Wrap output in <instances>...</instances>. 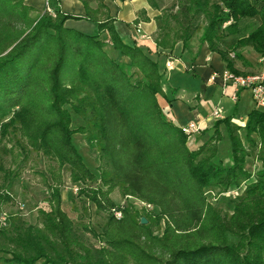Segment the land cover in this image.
Listing matches in <instances>:
<instances>
[{"label": "trees", "instance_id": "obj_1", "mask_svg": "<svg viewBox=\"0 0 264 264\" xmlns=\"http://www.w3.org/2000/svg\"><path fill=\"white\" fill-rule=\"evenodd\" d=\"M81 1L97 34L68 28V18L77 17L58 8L52 15L26 0H0V146L18 123L30 145L67 165L72 182L84 185L79 193L107 214L101 244L91 246L78 233L56 184L36 225L6 212L0 257L8 264H264V108H253L244 126L217 121L214 133L192 150L190 136L159 103L158 63L140 45L123 41L104 0L95 8L94 0ZM156 24L162 50L179 42L188 47L202 31L201 41L236 74L243 73L234 70L232 51L250 46L264 56V0H177ZM109 44L129 62L111 56ZM73 113L85 120L78 131L98 148V174L74 144ZM221 125L229 165L219 158ZM250 156L261 163L255 173L246 168ZM234 189L240 193L231 213L209 198L210 190ZM116 190L153 210L116 203ZM10 199L0 192V205Z\"/></svg>", "mask_w": 264, "mask_h": 264}, {"label": "crops", "instance_id": "obj_2", "mask_svg": "<svg viewBox=\"0 0 264 264\" xmlns=\"http://www.w3.org/2000/svg\"><path fill=\"white\" fill-rule=\"evenodd\" d=\"M49 2L52 10L58 8L64 14L77 17L68 18L65 23L68 28L87 34L98 33V25L86 18L81 0ZM26 3L41 12L46 11L45 0H26ZM104 3L123 41L140 45L158 63L163 83V92L158 95V100L167 117L179 127L190 122H201L203 129L199 134L191 135L188 140L192 150L198 149L214 133L215 123L219 120L229 118L234 123L244 125L247 117L241 118V109L249 105L247 101L253 96L249 89L236 90L233 85L224 84L219 77L213 80L210 78L214 71L223 72L228 69L220 53L210 50L208 43L202 42L199 36H195L188 47L179 42L172 51L159 48L154 37L157 35L156 17L161 7L151 6L149 0H104ZM97 5L96 0L91 2L92 7ZM106 49L114 58L129 62L111 44ZM230 56L236 72L245 74L264 69V56L250 46L232 51ZM217 108L221 110L220 119L212 117ZM253 108L258 106L253 105ZM223 129L221 125V132Z\"/></svg>", "mask_w": 264, "mask_h": 264}, {"label": "rangeland", "instance_id": "obj_3", "mask_svg": "<svg viewBox=\"0 0 264 264\" xmlns=\"http://www.w3.org/2000/svg\"><path fill=\"white\" fill-rule=\"evenodd\" d=\"M156 1L157 5L161 7L160 13L165 10L173 9L177 3V0ZM201 35L202 31L196 36L201 37ZM247 102L249 105L241 109V118L248 116L253 105L258 106V108L260 107L253 98H250ZM7 120L8 119L4 120L3 123ZM84 124L85 120L80 115L73 113L71 128L73 129L72 138L74 144L82 155L85 163L92 171L98 174L101 164L98 148L96 145L89 142L86 134L78 131V127ZM223 128V140L220 144L219 158L225 165H229L231 163L230 143L224 125ZM243 131L244 130L240 131L242 135L244 133ZM7 132L8 134L0 146V155L2 157L0 163V192H8L11 199L0 205V215L2 212H17L21 214L28 223L36 225L39 223L40 210L49 209V199L51 197L50 187L57 184L62 195L63 209L73 219L78 233L91 246H99L102 240L99 235H101L103 226L106 222L107 214L98 212L95 208V204L86 196L80 194L79 191L75 193V187L80 189L84 185L72 182L67 165L60 167L55 160L44 154L38 144L35 146L30 145L29 142L22 137L20 125H18V123L10 126ZM246 160V168L249 171L255 173L261 168L260 161L257 158L255 159L254 156H250ZM52 171L60 175V179H55ZM237 194L238 193H236V196ZM236 196H233V194H224L218 190H213V194H209L210 200L214 201V204L220 207L224 213H231L233 211L234 198ZM111 197L116 203L125 206L131 205L134 210H138L139 212L143 208L138 201L131 198H123L120 193H118V190H116ZM8 256L4 255V257ZM0 264H8V262L0 257ZM34 264H44V260H37Z\"/></svg>", "mask_w": 264, "mask_h": 264}, {"label": "built area", "instance_id": "obj_4", "mask_svg": "<svg viewBox=\"0 0 264 264\" xmlns=\"http://www.w3.org/2000/svg\"><path fill=\"white\" fill-rule=\"evenodd\" d=\"M46 1V11H48L50 14L54 15L55 11L52 10L49 7V1ZM168 66H170V62L168 63ZM217 77L221 78L224 84H231L233 85L236 90L240 89H249L252 93V96L254 100L257 102L261 108H264V69L260 72H253V73H245V74H236L234 72L229 71L228 69L223 72L214 71L212 76L210 77L212 80L216 79ZM212 117L215 119L221 118V110L219 108L215 109L212 113ZM184 134H187L188 136L193 135L194 133H198L203 129L201 122H190L187 125H184L181 127ZM75 193L79 191L78 187L74 188ZM208 193L213 194V190L208 191ZM236 193H240L239 190H229L227 192H224V194H233V196H236ZM237 194V195H238ZM142 207H145L148 210H153V206L150 204H145L144 202L138 201ZM112 213L117 218H122V211L118 209H113ZM7 223V213L3 212L0 215V224L6 225Z\"/></svg>", "mask_w": 264, "mask_h": 264}, {"label": "water", "instance_id": "obj_5", "mask_svg": "<svg viewBox=\"0 0 264 264\" xmlns=\"http://www.w3.org/2000/svg\"><path fill=\"white\" fill-rule=\"evenodd\" d=\"M141 221H142V223H144V224L147 223V220H146L145 217H142V220H141Z\"/></svg>", "mask_w": 264, "mask_h": 264}]
</instances>
